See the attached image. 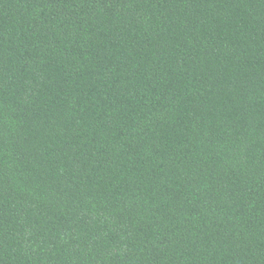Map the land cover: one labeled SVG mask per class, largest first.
I'll use <instances>...</instances> for the list:
<instances>
[{"label": "trees", "instance_id": "1", "mask_svg": "<svg viewBox=\"0 0 264 264\" xmlns=\"http://www.w3.org/2000/svg\"><path fill=\"white\" fill-rule=\"evenodd\" d=\"M0 264H264V0H0Z\"/></svg>", "mask_w": 264, "mask_h": 264}]
</instances>
